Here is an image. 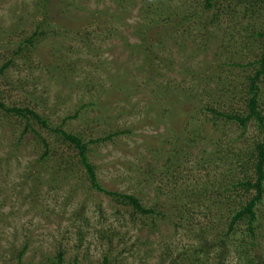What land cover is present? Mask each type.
Masks as SVG:
<instances>
[{
    "label": "rangeland",
    "instance_id": "374dc122",
    "mask_svg": "<svg viewBox=\"0 0 264 264\" xmlns=\"http://www.w3.org/2000/svg\"><path fill=\"white\" fill-rule=\"evenodd\" d=\"M36 2L0 0V67L21 31L31 34L43 19ZM49 8L50 31L66 32L40 46L41 61L16 59L0 77V98L37 105L52 127L86 141L123 132L90 144L98 181L165 216L142 217L97 192L83 168L34 197L29 167L47 181L59 157L77 153L52 131L35 124L23 135L25 121L0 116V264H19L24 249L21 264L58 251L65 264H246L245 251L264 264V203L255 249L246 223L227 236L240 201L218 205L221 186L239 178L223 156L247 154L263 136L256 121L244 131L205 110L246 115L264 9L252 14L246 0H216L211 9L207 0H53ZM47 62L74 71L51 75ZM259 85L264 115V78ZM39 137L51 145L46 170L35 164L44 153Z\"/></svg>",
    "mask_w": 264,
    "mask_h": 264
},
{
    "label": "trees",
    "instance_id": "16d2710c",
    "mask_svg": "<svg viewBox=\"0 0 264 264\" xmlns=\"http://www.w3.org/2000/svg\"><path fill=\"white\" fill-rule=\"evenodd\" d=\"M215 1L216 0H207V8L211 9L215 7ZM52 2L53 0H37L35 3L36 11L42 14L43 19L31 34H22L21 31L19 37H21L22 41L19 42L17 50L15 51L12 58L9 59L6 64H3V66L0 67V77H3L6 71L11 66H13L16 59H23L27 62H30V60L36 56L41 61L43 56L41 55L40 51L44 46V42L49 40L48 38L50 37L54 38L55 36L57 38L60 37L62 33L66 32V28L64 29L61 27L58 30L54 29V32L50 31L49 21L52 19L50 17L49 7ZM246 2L251 4V7L253 8L252 14L257 13L258 7H262L264 9V0H246ZM242 3L243 0H240V4ZM152 9L153 6L150 5V9L147 10L146 13H150L149 11L152 12ZM38 14H36V16ZM220 16L221 11L217 14V17ZM189 18H192V16H189ZM258 36L264 38L263 33L258 34ZM88 38L91 41V37L89 36ZM42 44L43 46L40 47ZM262 49L263 52L260 58L254 63V65L258 66L256 73L253 77L249 78L250 84L247 89L248 100L246 101V115L235 112L225 113L215 110L211 107H205L206 111L213 114L217 118L224 119L229 123H236L241 126L244 131L248 129V126L251 122L253 123L256 121L260 130L259 133H261L263 136L261 140L254 144V149L247 152V154H243L242 152L236 153L232 151L223 156L224 160L229 161L228 165L234 167L239 178H236V180H227L224 186H221V190L218 191L220 193L221 199V201L218 202V205H225V201L231 202L233 197H235L237 201H240L239 205L237 206L238 209L232 210L233 212L230 210L231 214L229 216L230 221L228 224L227 236L236 234L238 228H240V225L246 223L247 229L244 233V237L246 235L245 239H250V244L253 249H255V247L257 248L258 246V244H256V240L258 237V231L260 230L258 225V208L264 203V115L260 109L259 85L261 80L264 78V44ZM50 63L51 62L46 63V68H48L47 73L51 75H58L62 73L66 74L67 72L71 73L74 71L68 64L65 67H62ZM18 89H20V87H18ZM5 101V99L0 98V116H3L4 119L16 118L17 120L25 121L26 127L23 135L30 130L36 132L34 130V125L37 124L42 129L52 131L58 135V137L60 136L62 138V142L60 143L66 145L67 148L74 150L77 153V156L65 155L61 158L59 157L57 159V165L54 167L52 177L47 181L43 179V176L39 175V171L35 170V167H29L30 172L27 177H34L30 181L31 194L34 197L39 189L42 188V185H47L50 189L56 190V185H59L58 183H63V179H69L71 176L78 177L80 175L79 173H81V168H83L90 185L97 192L114 198L125 206L132 207L142 217L164 218L165 215L155 207L143 206L141 199L138 197L134 195H126L107 191L106 189L102 188L98 181L96 167L90 162L89 159V153L91 151L89 148L90 144L100 143L103 141H112L116 136L123 132H115L111 135H107L105 138L86 141L83 137H81L80 134H73L72 132L63 130L62 128L52 127L50 125L49 119L40 114L37 105L32 106L31 104L30 106L24 108L18 105H8ZM33 134L36 135L37 133ZM39 140L44 147V153L41 156L39 162H36L35 164H37L36 167H41L46 170L48 168L46 160L52 156L51 145H49L46 138L39 137ZM215 156L218 157L219 154L216 153ZM76 159L77 163L75 161ZM31 169L33 170L32 172ZM207 197V194H204L203 198L205 201L207 200ZM245 197L248 199L245 200ZM212 199L213 196H209L208 200L211 201ZM208 210V213L213 212V206L211 205ZM25 252L26 249L22 250V252L18 254L17 260L20 261L19 264H21V259ZM248 255L249 254H247L245 251L244 256L246 259V264H263L261 257L253 258L252 256L249 257ZM29 264H35V262H31ZM36 264H65V252L58 251L55 257L47 258L45 262H39ZM104 264H107V261H105Z\"/></svg>",
    "mask_w": 264,
    "mask_h": 264
}]
</instances>
